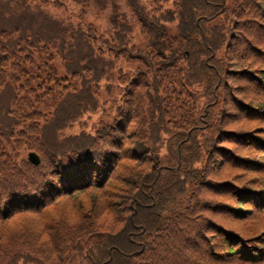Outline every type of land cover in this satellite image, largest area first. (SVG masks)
<instances>
[{"label":"trees","instance_id":"trees-1","mask_svg":"<svg viewBox=\"0 0 264 264\" xmlns=\"http://www.w3.org/2000/svg\"><path fill=\"white\" fill-rule=\"evenodd\" d=\"M65 1L0 0V264H264V0Z\"/></svg>","mask_w":264,"mask_h":264},{"label":"rangeland","instance_id":"rangeland-1","mask_svg":"<svg viewBox=\"0 0 264 264\" xmlns=\"http://www.w3.org/2000/svg\"><path fill=\"white\" fill-rule=\"evenodd\" d=\"M31 2H37L38 0H30ZM64 3H66L67 1L62 0ZM118 2V4L120 5V12L124 13L128 16L129 18V24L131 25L132 29H133V34H132V42L133 44H135L136 46H144L146 43V37H144L143 35L140 34V30L139 27L135 21L134 18H132V13H131V9L126 5L125 0H116ZM143 4L144 0H142ZM68 3V2H67ZM69 4V3H68ZM72 7L71 5L67 6V10H65V8L59 9L57 11L50 9L52 12H57L60 15H71L70 13L73 12V10L70 8ZM90 15L88 20L92 23H94L96 25L97 28H101V29H105L107 28V21L106 18L108 16V13H103L101 16H96V10L94 8H91L89 11ZM110 13V12H109ZM170 33H172V30H169ZM122 68H125V66H122ZM90 125V123H89Z\"/></svg>","mask_w":264,"mask_h":264},{"label":"water","instance_id":"water-1","mask_svg":"<svg viewBox=\"0 0 264 264\" xmlns=\"http://www.w3.org/2000/svg\"><path fill=\"white\" fill-rule=\"evenodd\" d=\"M28 160H29V162H30L31 164H33V165H38V164L40 163V159H39V157H38L36 154H34V153H30V154L28 155ZM178 161H179V164H180V162H181V158H180V156L178 157ZM161 169H162V168H161ZM161 169L159 168V169H158V172H160ZM178 169H179V166L177 167L176 170H178Z\"/></svg>","mask_w":264,"mask_h":264},{"label":"clouds","instance_id":"clouds-1","mask_svg":"<svg viewBox=\"0 0 264 264\" xmlns=\"http://www.w3.org/2000/svg\"><path fill=\"white\" fill-rule=\"evenodd\" d=\"M107 212H108V215L112 218V221L114 224L122 226L121 222L118 220L116 216V213L112 209L108 208Z\"/></svg>","mask_w":264,"mask_h":264}]
</instances>
